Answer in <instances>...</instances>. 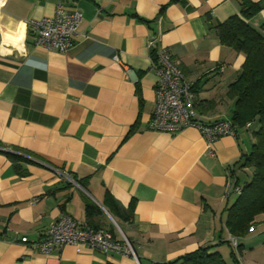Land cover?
Here are the masks:
<instances>
[{
  "label": "crops",
  "instance_id": "1",
  "mask_svg": "<svg viewBox=\"0 0 264 264\" xmlns=\"http://www.w3.org/2000/svg\"><path fill=\"white\" fill-rule=\"evenodd\" d=\"M242 0H6L0 8V264H164L202 247L230 263L227 210L253 169L242 167L254 142L244 127L209 146L195 129L153 132L156 75L150 42L167 48L194 91L197 117L231 120L228 94L244 56L222 46L209 27L239 14ZM259 2L261 0H250ZM80 11L65 53L32 44L30 26L57 6ZM249 23L264 31V11ZM30 155L18 176L8 153ZM85 186H80L78 182ZM130 222L103 206L105 195ZM93 222L134 256L67 245L50 255L32 251L61 215ZM112 217L119 229L113 224ZM237 240L239 264H264V213ZM113 230V231H112Z\"/></svg>",
  "mask_w": 264,
  "mask_h": 264
},
{
  "label": "trees",
  "instance_id": "2",
  "mask_svg": "<svg viewBox=\"0 0 264 264\" xmlns=\"http://www.w3.org/2000/svg\"><path fill=\"white\" fill-rule=\"evenodd\" d=\"M261 11H264V0L255 3L242 0L238 15L209 27L214 30L222 46L244 56L240 73L228 90V94L235 98L231 122L237 127V131L250 123L247 130L251 129L254 140L250 153L242 165L244 168L253 169L249 181L239 185L237 178L233 175L229 176L232 179L231 189H240L235 202L227 210L225 221L229 235L236 239L244 237L248 229L253 227L255 217L264 213V31L262 28L256 29L249 23ZM154 56L155 50L152 49L151 57ZM255 123L257 127L253 129ZM7 156L12 161L13 169L18 176L28 175L22 164L34 163L30 160L29 154L16 150L8 153ZM78 183L80 186H85L81 181ZM103 206L116 220L130 222L132 208L123 211L108 193L105 195ZM101 214L102 211L91 201L85 204L86 225L94 229H102L93 222V218ZM231 249L230 263L239 264L237 254H240V246L237 245L236 251ZM164 264L228 263L220 253L212 251L211 247H202Z\"/></svg>",
  "mask_w": 264,
  "mask_h": 264
},
{
  "label": "built area",
  "instance_id": "3",
  "mask_svg": "<svg viewBox=\"0 0 264 264\" xmlns=\"http://www.w3.org/2000/svg\"><path fill=\"white\" fill-rule=\"evenodd\" d=\"M5 1L0 0V8ZM81 21L80 11L68 12L61 5L57 6L53 15L44 16L30 23L34 30L32 44L47 51L65 53L71 47L72 37L76 34ZM156 43L157 38L149 45L151 50H155L150 69L156 75V83L155 107L148 122V129L153 132L175 134L186 128H192L202 135L208 146L220 137H236L237 127L231 120L211 123L200 121L194 108L195 95L192 85L185 80L183 73L172 61L170 50L158 47ZM249 127L250 123L244 126L245 129ZM228 187L231 189L230 183ZM234 190L236 193L240 191L239 188ZM248 231H253V227ZM20 242L43 255H50L67 245L78 247L85 244L99 253L134 256L131 244L122 234L118 239L109 231L94 229L65 214L50 224L38 239L29 240L22 237ZM230 242L236 251V238H230Z\"/></svg>",
  "mask_w": 264,
  "mask_h": 264
},
{
  "label": "water",
  "instance_id": "4",
  "mask_svg": "<svg viewBox=\"0 0 264 264\" xmlns=\"http://www.w3.org/2000/svg\"><path fill=\"white\" fill-rule=\"evenodd\" d=\"M107 215L112 219V217L107 213ZM113 224L119 229L118 225L115 223V221L112 219ZM122 234V233H121ZM123 235V234H122ZM124 236V235H123ZM125 237V236H124Z\"/></svg>",
  "mask_w": 264,
  "mask_h": 264
},
{
  "label": "rangeland",
  "instance_id": "5",
  "mask_svg": "<svg viewBox=\"0 0 264 264\" xmlns=\"http://www.w3.org/2000/svg\"><path fill=\"white\" fill-rule=\"evenodd\" d=\"M256 127H257V124L255 123V126L253 127V129H256Z\"/></svg>",
  "mask_w": 264,
  "mask_h": 264
}]
</instances>
